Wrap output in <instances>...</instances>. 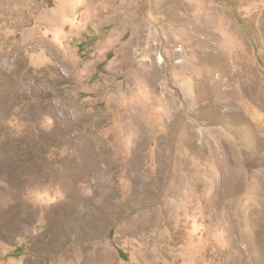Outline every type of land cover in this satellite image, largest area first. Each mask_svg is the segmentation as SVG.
<instances>
[{
  "label": "rangeland",
  "instance_id": "374dc122",
  "mask_svg": "<svg viewBox=\"0 0 264 264\" xmlns=\"http://www.w3.org/2000/svg\"><path fill=\"white\" fill-rule=\"evenodd\" d=\"M0 264H264V0H0Z\"/></svg>",
  "mask_w": 264,
  "mask_h": 264
}]
</instances>
